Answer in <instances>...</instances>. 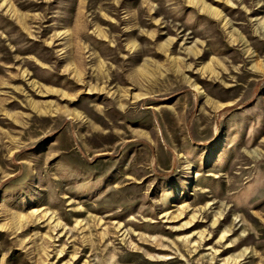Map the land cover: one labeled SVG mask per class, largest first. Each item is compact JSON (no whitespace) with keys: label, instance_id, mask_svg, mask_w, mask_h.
<instances>
[{"label":"rangeland","instance_id":"rangeland-1","mask_svg":"<svg viewBox=\"0 0 264 264\" xmlns=\"http://www.w3.org/2000/svg\"><path fill=\"white\" fill-rule=\"evenodd\" d=\"M0 264H264V0H0Z\"/></svg>","mask_w":264,"mask_h":264}]
</instances>
